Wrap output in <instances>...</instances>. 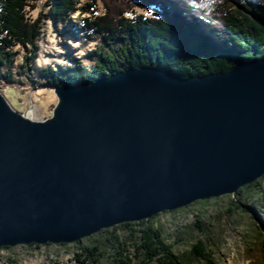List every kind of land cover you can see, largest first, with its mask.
Here are the masks:
<instances>
[{"label":"water","instance_id":"95a60500","mask_svg":"<svg viewBox=\"0 0 264 264\" xmlns=\"http://www.w3.org/2000/svg\"><path fill=\"white\" fill-rule=\"evenodd\" d=\"M53 91L43 120L0 92V248L79 242L264 175V56L187 78L130 67Z\"/></svg>","mask_w":264,"mask_h":264},{"label":"trees","instance_id":"16d2710c","mask_svg":"<svg viewBox=\"0 0 264 264\" xmlns=\"http://www.w3.org/2000/svg\"><path fill=\"white\" fill-rule=\"evenodd\" d=\"M50 33L64 46L62 59L42 57L41 44ZM72 44L78 45L76 54ZM262 56L264 0H0V85L23 80L34 85L39 79L53 90L140 66L187 78ZM235 193L230 205L264 225V175ZM196 223L186 226L188 233L195 227L205 231L200 220ZM120 227L128 234L119 236L117 225L104 230L106 236L96 235L81 247L76 261L99 264L112 248L111 264H214L218 245L212 237L196 236L176 252L162 229L146 221ZM180 239L190 242L187 233Z\"/></svg>","mask_w":264,"mask_h":264},{"label":"rangeland","instance_id":"374dc122","mask_svg":"<svg viewBox=\"0 0 264 264\" xmlns=\"http://www.w3.org/2000/svg\"><path fill=\"white\" fill-rule=\"evenodd\" d=\"M78 15L79 11L73 15V23L77 22ZM54 35L55 33H50L48 37H44L40 50L42 57L51 61L62 59L64 48ZM70 49L72 54H76L78 45L72 44ZM37 80L34 85L26 80L1 84L0 92L15 110L25 113L31 119L43 120L51 116L57 98L53 90L46 89L40 84V80ZM236 198L234 193L198 200L185 207L160 212L142 221L161 228L166 242L174 244L176 252L185 250L196 241V236L202 239L209 236L216 239L218 245L213 248L211 257L214 264H264V225L257 217L253 219L243 210L234 209L230 200ZM197 220L203 223L205 231H197L198 228L195 227L193 233H188L186 226L197 224ZM120 226L121 224L117 225V234H128L127 230ZM114 227L84 237L80 242L65 245L21 244L9 248L1 247L0 264H80L76 261V254L81 252V247L89 246L91 239L96 235L106 236L103 231H111ZM185 232L190 242L180 239L186 235ZM112 252V248L108 249L99 264H111L112 258H109V255Z\"/></svg>","mask_w":264,"mask_h":264},{"label":"bare ground","instance_id":"6f19581e","mask_svg":"<svg viewBox=\"0 0 264 264\" xmlns=\"http://www.w3.org/2000/svg\"><path fill=\"white\" fill-rule=\"evenodd\" d=\"M78 13V12H77ZM25 114V113H24ZM26 115V114H25ZM27 116V115H26ZM28 117V116H27Z\"/></svg>","mask_w":264,"mask_h":264}]
</instances>
